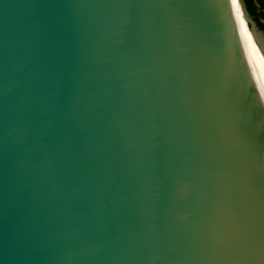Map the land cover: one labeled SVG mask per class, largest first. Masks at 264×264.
Returning <instances> with one entry per match:
<instances>
[{"label": "water", "instance_id": "water-1", "mask_svg": "<svg viewBox=\"0 0 264 264\" xmlns=\"http://www.w3.org/2000/svg\"><path fill=\"white\" fill-rule=\"evenodd\" d=\"M0 264H264L245 0H0Z\"/></svg>", "mask_w": 264, "mask_h": 264}, {"label": "trees", "instance_id": "trees-1", "mask_svg": "<svg viewBox=\"0 0 264 264\" xmlns=\"http://www.w3.org/2000/svg\"><path fill=\"white\" fill-rule=\"evenodd\" d=\"M248 10L261 28H264V0H245Z\"/></svg>", "mask_w": 264, "mask_h": 264}, {"label": "rangeland", "instance_id": "rangeland-1", "mask_svg": "<svg viewBox=\"0 0 264 264\" xmlns=\"http://www.w3.org/2000/svg\"><path fill=\"white\" fill-rule=\"evenodd\" d=\"M262 29H264V28H262Z\"/></svg>", "mask_w": 264, "mask_h": 264}]
</instances>
